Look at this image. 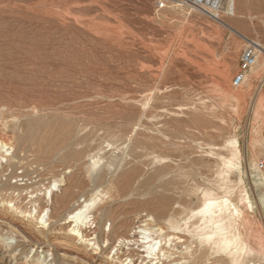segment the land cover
<instances>
[{"label":"rangeland","instance_id":"rangeland-1","mask_svg":"<svg viewBox=\"0 0 264 264\" xmlns=\"http://www.w3.org/2000/svg\"><path fill=\"white\" fill-rule=\"evenodd\" d=\"M163 2L164 8L159 0H0V140L11 146L6 158L19 144L16 127L26 134L28 121L53 119L48 108L62 101L83 105L70 116L75 140L91 137L79 145L87 154L75 161L66 157L70 149L49 155L50 141L41 147L44 134L37 132L24 142L21 163L6 166V174L26 176L30 184L23 193L0 180V264H119L109 258L116 237L142 222L162 229L156 236L169 251L164 264H231L226 253L197 240L200 216L194 211L202 189L216 190L233 136L243 157L237 181L256 202L254 222L238 226L246 236L242 261L264 264V66L233 85L248 40L264 47V0H229L230 12L220 11V20ZM100 145L101 151L92 149ZM99 170L104 180L98 191L93 178ZM53 182L60 185L55 194L72 191L77 205L97 200L94 214L112 207L103 223L115 228L113 235L103 232L96 240L94 230L87 231L100 249L69 238L66 209L58 210L55 198L46 200ZM11 195L22 211L48 213L51 225L17 212ZM170 217L187 220L188 228L170 229ZM117 221L125 223L122 230ZM119 256L127 262L125 248Z\"/></svg>","mask_w":264,"mask_h":264},{"label":"bare ground","instance_id":"bare-ground-1","mask_svg":"<svg viewBox=\"0 0 264 264\" xmlns=\"http://www.w3.org/2000/svg\"><path fill=\"white\" fill-rule=\"evenodd\" d=\"M164 1H176V2L183 4L182 2H180L178 0H164ZM228 2H229V0H213L211 7H209L207 9V11H205V12L208 14H211L213 17L220 20V13H219L220 11H222L224 13L230 12L226 8V5L228 4ZM159 4H160L161 8L165 7V3L163 2V0H159ZM184 6L190 8L187 5H184ZM210 9L213 10V13L210 11ZM257 44H258V52L260 54H264L263 45H261L260 43H257ZM258 56H259V54H258ZM262 66H264V60H261L258 58L256 65L247 72L246 78H245L246 80L244 83H246L248 80H250L255 75V73L259 70V68H261ZM83 97H85V96L77 97V99H80ZM82 106L83 105L78 101H72V102L62 101L61 103H59L57 105H52L51 107L48 108V110L51 109V114L54 116L53 119H38V120H34V121H28L25 125L26 130H27L26 134L21 132L22 131L21 126L16 127L17 129L15 130L16 132L14 133V135H16L17 140L19 141V144L17 143L18 145L16 147V152L12 156L10 161H8L6 156L9 152L8 149L11 146L8 147L9 146L8 143H5V142L0 140V180L4 181V184L6 186H9V189H13V190L15 189V191L20 190L19 192H23V190H26L27 188H29L30 183H28L29 179H27L26 176H23L22 178L17 179V177H13L12 175L6 174L7 173L6 171L8 170V168L7 169H5V168H6V166L9 165V167L15 169L16 166L21 163V161L23 160V157L21 154L25 153V151H26L24 148L25 147L24 142L29 141V140L34 141L35 140V134H37V132L41 131V133L44 134V135H41V137H39V144L41 145V147L43 146L44 142H46L47 140L50 141L49 143L47 142L48 144L46 145V152L49 155L57 157L58 155H60L62 150L70 149V151L66 155V157L70 156L73 160L80 161L87 154V150H85L86 148H80L79 149V145L88 144V141L90 140L91 137L86 135L80 140H75V133H71L69 131V129L71 127V120H70L71 114L82 112V111H78ZM0 119L1 120L3 119L2 113H0ZM92 120H95V119L92 118ZM96 121L98 124L97 125L98 129L101 130V120L96 119ZM227 143L230 147L231 154L229 157H224L221 159L220 163H221V166L223 167V170L220 171V175H222V178L216 183V190L212 191L210 189H202V191H201V195H202L200 198L201 199V206L198 210L194 211V214L199 215L200 218L198 219L197 224H195V227H194L195 230L194 231L196 233L197 240H199L200 243H202V244L205 243V244L209 245L212 249H214L215 253H226L228 256H230L231 264H243L242 254L244 251V246L246 249V244H245V241H243L244 234L242 235V233L240 231L244 227H241L242 228L241 230H239L238 228L240 227V224L244 225L243 223H245V225H246V222H252L253 218H256L254 216V213H255L254 210H255V205H256L255 203L256 202L255 203L253 202L252 197L250 195V192L248 191V189H245L244 185H243L244 189L243 190L240 189V185L243 184L244 182L241 183L240 181H237L238 178H237L236 172H238L237 171L238 169H241V168H239V164H240V161H242L241 159L243 158L241 150H240L239 140L236 136H233V137L229 138ZM92 149L93 150L97 149V150L101 151V145L98 147H94ZM117 157H115V159ZM123 157H124V155H123ZM115 159H114V161H115ZM118 160H119V157H118ZM98 162H99V160H98ZM98 162H97V164H98ZM112 163L115 164L116 162L115 163L112 162ZM37 164H39V163H37ZM108 165H109V163H108ZM241 165H240V167H241ZM93 166L94 167L96 166L95 161L93 162ZM110 166L111 165H109L108 167L111 168ZM112 169L113 168H111V170ZM115 169H116V166H115ZM87 171H88V173L90 172L89 170H87ZM96 171H97V169L94 171V173ZM230 173H233L235 175L234 180L231 179ZM111 174H112V172H111ZM108 177H109V175H108ZM140 178H142V177H139V179ZM13 179H16V180L14 181ZM62 179H64L63 176H62ZM93 179H94V183L97 185V189L99 191V188L101 187V183L104 180V175H102L101 171H100L98 174H96L94 176ZM13 183H17V185H13ZM61 183H64V182H61ZM53 184H54L53 185L54 188H50L47 191L46 200H47V202H52V200H54V198H55L57 209L58 210L66 209L65 217H63L62 220H64V222L69 224L68 226H70V228L68 230L69 235H70L69 238L79 239L83 243L90 245V247L92 246L93 249H100L101 247H99V245L97 244L98 242H96V241L93 242L95 240V237L92 239L88 238L87 231L88 230L89 231L94 230L96 240H97L98 236L101 237V234L103 232H109L110 234L113 235V232H115V228L104 225V223H103L106 219H109L113 215L112 207L109 205H103L97 209V211H96L97 214H94L95 212H93V209L95 208L94 206H95V203L97 200H95V199L86 200L85 199L83 201V203H84L83 205H77L78 203L74 201L76 197L74 196V193L72 191H69L67 189L61 190V192H60L61 194L57 195L54 193V191H56V188L60 187V185H58L57 182H55V183L53 182ZM92 184H93V182H92ZM57 191H58V189H57ZM19 192L17 193V195L20 194ZM94 194H96V193H94ZM82 198H83V196H80L78 201L80 202V199H82ZM12 200H13V197L11 195L10 205L17 212L19 211L20 214H24V216L35 219L37 221V223H39L42 226H45L48 223V219H49L48 213L43 214L42 216H39V215L37 216L36 215V212H37L36 209H34L35 214L33 211H32L33 213L32 212L28 213V212L22 211L18 206H16V204H12V202H13ZM167 202H168V200H167ZM98 203L100 204V202H98ZM183 210H184V208H183ZM44 211L42 213H44ZM151 220H153V218H149L146 221L148 222ZM258 221H259V219H258ZM166 224H167V222H166ZM47 225H51V223H49ZM249 225H246V226H249ZM124 226H125V223L123 221H120L119 230H122L121 228L122 227L124 228ZM168 226L170 229L175 230V231L186 230L188 228V222H187V220H185L184 223H181V221L177 220L176 217L175 218L170 217L168 219ZM103 227H104V229H103ZM252 228H253V226L250 227V229H252ZM249 231H251V230H249ZM97 232L99 235L96 234ZM161 232H162V229L158 228L157 226L155 229L154 226L149 227V224H147V223L143 224V222H142V225H139L137 227L134 226L133 228H131L128 232V235L123 234L122 236L116 237L117 242H116L115 246L111 249L109 258H111L112 261H115L119 264H135V262H137V261L140 262L139 264H164V261H166L169 258V256H168L169 251L165 247L166 243H163V239L158 238V236H156ZM246 232H248V231H246ZM243 233H245V230ZM255 233H257V232H255ZM248 234L249 233H247V235ZM248 236H247V239H248ZM259 238H261V237H259ZM245 239H246V236H245ZM99 242H101V241H99ZM105 242L108 243L109 239H107V240L105 239ZM109 245H110V242H109V244H107V246H109ZM124 248L126 249V253L128 254L127 262H125L124 260H120L121 257L119 256L122 253ZM49 252H51V251H49ZM202 256H203V254H202ZM65 260L69 263H72V262H74L75 259L73 260V258L69 257V258H66ZM182 260H184V258ZM81 262H83V261H81ZM250 263H252V262H250Z\"/></svg>","mask_w":264,"mask_h":264},{"label":"built area","instance_id":"built-area-1","mask_svg":"<svg viewBox=\"0 0 264 264\" xmlns=\"http://www.w3.org/2000/svg\"><path fill=\"white\" fill-rule=\"evenodd\" d=\"M194 10L207 11L212 5L213 0H178ZM258 60V44L252 40H248L247 46L244 48L239 63V71L234 77L233 85L239 87L245 82L247 72L253 68Z\"/></svg>","mask_w":264,"mask_h":264},{"label":"crops","instance_id":"crops-1","mask_svg":"<svg viewBox=\"0 0 264 264\" xmlns=\"http://www.w3.org/2000/svg\"><path fill=\"white\" fill-rule=\"evenodd\" d=\"M259 83H260V81H259ZM262 87H264V84H263V86Z\"/></svg>","mask_w":264,"mask_h":264}]
</instances>
